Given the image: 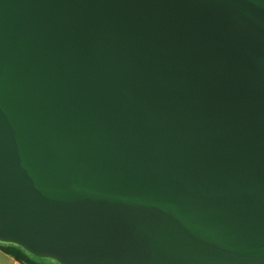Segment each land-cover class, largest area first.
<instances>
[{"label": "water", "instance_id": "95a60500", "mask_svg": "<svg viewBox=\"0 0 264 264\" xmlns=\"http://www.w3.org/2000/svg\"><path fill=\"white\" fill-rule=\"evenodd\" d=\"M0 241L264 264V0H0Z\"/></svg>", "mask_w": 264, "mask_h": 264}, {"label": "trees", "instance_id": "16d2710c", "mask_svg": "<svg viewBox=\"0 0 264 264\" xmlns=\"http://www.w3.org/2000/svg\"><path fill=\"white\" fill-rule=\"evenodd\" d=\"M0 248L5 252L13 255L16 259L24 264H53L51 262L40 261L32 257L30 252L14 243H0Z\"/></svg>", "mask_w": 264, "mask_h": 264}, {"label": "crops", "instance_id": "0c3cea01", "mask_svg": "<svg viewBox=\"0 0 264 264\" xmlns=\"http://www.w3.org/2000/svg\"><path fill=\"white\" fill-rule=\"evenodd\" d=\"M2 243V242H0ZM0 264H24L0 248Z\"/></svg>", "mask_w": 264, "mask_h": 264}, {"label": "rangeland", "instance_id": "374dc122", "mask_svg": "<svg viewBox=\"0 0 264 264\" xmlns=\"http://www.w3.org/2000/svg\"><path fill=\"white\" fill-rule=\"evenodd\" d=\"M2 242V241H0ZM2 243H6V242H2ZM32 257L40 260V261H44V262H51L53 264H61L60 262H58L57 260L53 259V258H50V257H41V256H36L32 253H30Z\"/></svg>", "mask_w": 264, "mask_h": 264}]
</instances>
